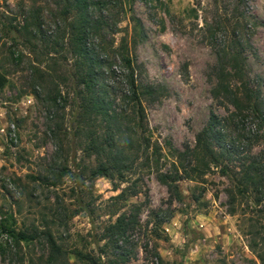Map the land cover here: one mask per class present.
I'll return each mask as SVG.
<instances>
[{
    "label": "rangeland",
    "instance_id": "obj_1",
    "mask_svg": "<svg viewBox=\"0 0 264 264\" xmlns=\"http://www.w3.org/2000/svg\"><path fill=\"white\" fill-rule=\"evenodd\" d=\"M105 1L106 6L92 8L93 21L101 23L96 51L111 65L104 79L117 105H124L123 55L132 57L138 81L152 91L143 96V105L152 141L162 147L161 171L172 170L178 152L195 146L213 114L230 118L226 134L236 141L230 167L239 171L245 157L262 156L258 122L234 119L235 107L213 91L218 63L243 42L249 79L264 92V0ZM65 4L0 0V73L7 79L0 88V224L36 237L17 249L12 235L0 228V264H11L12 257L13 264H21L18 257L23 264H49L46 232L68 251L66 264H89L74 249L95 256L94 238L102 227L141 204V227L129 233L133 256L126 264H158L155 250L164 264H263L250 243L252 233L263 230L264 216L253 194L237 195L231 203L233 183L220 168L201 181L181 180L182 200L173 202L158 173L141 163L129 182L91 176L96 158L82 149L84 136L74 120L79 100L66 29L75 14L67 21ZM31 16L43 24L35 37L10 31ZM58 90L55 105L50 98ZM138 180V195L112 199ZM160 209L174 213L157 235L151 231Z\"/></svg>",
    "mask_w": 264,
    "mask_h": 264
},
{
    "label": "trees",
    "instance_id": "obj_2",
    "mask_svg": "<svg viewBox=\"0 0 264 264\" xmlns=\"http://www.w3.org/2000/svg\"><path fill=\"white\" fill-rule=\"evenodd\" d=\"M106 4L105 0L101 2L99 0H66L63 9L66 20L70 15L75 14L74 21H71L70 27L66 29L67 31L70 28L71 32L70 50L75 56L76 96L79 100L74 120L78 124L79 134L84 136L81 142L82 149L88 157L96 158L97 164L92 168L91 176L96 179L118 176L121 181L129 182L130 176L135 174L133 168L136 162V167L141 163L142 169L155 170L158 173L159 180L167 185L170 201L173 202L182 200L179 185L181 180L201 181L208 171L216 167L221 169L222 174L231 177L233 183V188L229 191L231 203L236 201L237 195L245 197L253 194L256 210L264 216V153L261 157L253 156L250 159L245 157L239 171L230 167L229 164L233 162L236 155L234 149L236 141L226 134L229 117L213 114L209 124L199 132L195 146L178 152V161L173 163L172 170L161 171L159 166L162 159V147L152 141L143 105V96L151 95L152 91L149 86L144 87L138 81L132 57L123 55V63L127 69L124 77L128 85L122 100L124 105H117V97L111 95V85L104 79V69L111 65L96 51L98 44L95 43V39L101 34V23L93 21L92 8L104 7ZM31 18L32 21L25 19L19 27L12 26L10 31L25 32L35 37L38 31H42L43 24L40 17L31 16ZM226 57L227 59L223 57L217 65L219 80L213 94L216 98L229 101L235 107V111L231 114L234 119L252 118L257 121L259 131L263 133L257 135L256 140L264 141V92L261 89L263 85L254 87L249 79L244 43L238 42L236 47L226 50ZM233 81L236 83L233 84ZM6 82V77L0 73V88ZM60 98L61 94L58 90L50 100L57 105V100ZM127 105H129L128 109H126ZM53 132L55 133V130ZM217 145L220 146L219 149ZM139 184V180L135 181L133 186L122 189L112 199L118 201L138 195L142 192ZM141 210L142 204L134 205L130 212L120 213L115 221L107 222L95 235L94 243L97 247L95 256L84 253L80 249H74V254L89 264H126L133 256V250L128 248L131 245L129 233L141 227L139 220ZM173 213L170 211L167 214L161 209L156 212L151 233L160 235L159 230L173 216ZM0 228L12 235L17 249L18 247L21 249L22 242L29 243L36 238L25 230L10 228L6 223L0 224ZM252 234L254 236L250 246L264 264V228ZM44 235L50 248L48 263L66 264L68 251L57 243L51 232H46ZM144 246L145 251L149 250L148 245ZM1 248L3 256H6L7 251L3 246ZM14 254L17 256L19 252ZM153 256L158 264H164L158 250L154 251ZM17 260L21 264L24 263L23 257H18ZM13 262L15 259L12 257L11 264Z\"/></svg>",
    "mask_w": 264,
    "mask_h": 264
}]
</instances>
